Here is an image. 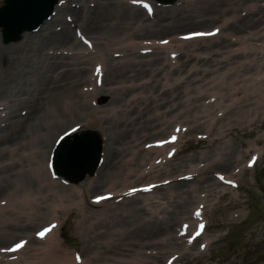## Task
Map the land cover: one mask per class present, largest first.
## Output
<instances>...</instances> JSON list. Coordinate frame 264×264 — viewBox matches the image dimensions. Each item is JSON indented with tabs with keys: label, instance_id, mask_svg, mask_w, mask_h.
<instances>
[{
	"label": "bare ground",
	"instance_id": "bare-ground-1",
	"mask_svg": "<svg viewBox=\"0 0 264 264\" xmlns=\"http://www.w3.org/2000/svg\"><path fill=\"white\" fill-rule=\"evenodd\" d=\"M74 1L80 6L78 9L74 10L69 7H64V9L69 8L74 17V21H80L81 28L86 34L91 33L94 39L98 38L101 40V48L104 52L111 45H116L120 48L115 51H123L124 49L134 51L133 48L135 47H127L128 45H126L128 42H132L131 40L133 39H154L156 38V34L164 33L166 34L165 36H170L171 34L182 33L185 31H178L182 27L192 24L206 25L208 22L216 21L228 13H231V16L228 17V19L231 18V22L229 24L227 20L226 24L223 26H226V28L231 31L232 35H235V32L239 33L245 30H251L249 32V37H259L264 28L261 27L259 30L257 28L260 23H264V4H259V2H257L260 0L251 2H257L253 4V6L244 7L246 5L244 4L243 7H241L242 9L245 8L243 10H248L245 16L236 15L234 9L237 5L246 0H184V2L181 0L182 4L180 3V7L178 8L170 9V7H167L166 10L164 9L165 11L154 12L151 21H147L148 17L146 16L145 20L143 14L133 10L125 3V0ZM87 1L92 2V5L87 6ZM185 1L193 2V6L185 5ZM58 9H62V7H58ZM53 20L60 22L58 16H56L50 21H44L43 25L39 28V30L42 29V32L31 35L33 32L26 31L29 33V35L26 36L28 37L29 43L24 44L26 45L25 47L18 48L15 44H8L5 48L0 46V102H2L0 104L6 107L8 102L15 101V104H20L22 106L20 108H26V112L22 117L15 116V119L10 121L8 125L1 130L4 133L2 135L0 134V156L7 153L11 158L9 164L18 165L21 160L23 161L21 158H25L24 160H28V163L24 165L25 167L32 164V159L36 156H42L44 144L41 142H37L32 147L27 148L24 153L22 150L26 145L36 142V140L40 138L39 128L44 124L47 117L45 111L47 107L46 102L50 101L51 94H54L56 91L62 90L67 86H79L85 83L88 80V76H90L87 67H83L84 69L74 67V65L79 66V64L83 63L80 61V57L77 59L76 57L59 56L55 53H44L45 48L54 50L56 49V45H60L61 48H64L66 52L69 53L71 48L77 45L70 34V30L66 25L67 23L65 24L61 21V28L58 31H54L52 25L49 26V22ZM198 29H200V27L188 29L186 31ZM220 36H222V34ZM220 36L215 35L210 37L217 39L214 41V46L216 45L215 48L211 47L213 44L209 45L202 43H187L184 46L176 45V49H184L183 53L185 59L179 64L182 65L185 63L187 64L186 68L188 67L187 69H183L181 75L173 76L171 71L165 70L164 66H168L166 68L168 69L170 65L166 63L159 64L161 63L159 55L152 58L151 65L146 68L133 65L129 62L131 61L129 59L125 60L123 66H118L116 63H113L111 59L106 62L104 61L105 70L111 75L110 80L116 83L115 86L111 85L109 88L104 89L105 92L112 96L114 91L119 88L133 89L136 87H142L143 92L132 94L127 100L120 101L108 109H103L102 113L99 112L98 115L95 113L99 105L93 108L95 113L93 111L92 122L89 123L98 124V133L102 134L99 130L101 129L106 136V143L103 148V163L95 173L96 175L94 177L97 176L95 182L111 181V186L118 185L119 180L129 178L122 174L124 170L123 166H126L129 170L134 165L142 166L145 155H149L150 158L153 151L158 152L161 150V148H140L138 151H130V146H136L139 138L164 134L170 122L174 120L179 121V118L184 117L183 113L186 110H182L177 114L175 119H173L172 116H167L177 107H189L191 103H196V105L200 106V103L197 104L200 95L196 93L178 101L168 98L171 96V93H174L177 97L181 91L185 90L186 94L189 92L188 89L192 90L194 84L191 85V87H189V84H186L183 89V84L188 83L189 77L192 75L198 77L197 81H202V87L204 84H207V87H205L206 95H216L219 102H225L222 104L221 108H223L222 110L226 114L225 117L229 120L228 124H244L249 119L248 115L250 113L257 112V109L260 107V101L258 98H254L253 94L264 93V76H259L257 74L261 69L262 56L261 54L259 55V53L261 52L262 44L256 45L255 43L247 42L245 39L243 40V36H241L239 38L243 43L241 47L232 49L231 51H225V55H221L224 53L221 51L222 45L227 41L225 37L219 38ZM193 40L195 39L183 42H190ZM45 45L48 46L44 47ZM197 45L203 46V51L199 52L200 54L191 53L190 51H194ZM9 47L14 48L17 53L10 52L8 50ZM216 55L220 56L216 57ZM238 55H242L244 60H239L234 64L232 59ZM25 56H29L32 60L40 57L41 60H43V64H40L36 68L34 67V63H30V61L25 59ZM193 56L196 57V61L190 64L189 60ZM135 57L136 56L130 58ZM50 59H52V62H49ZM58 65L65 66V69L58 70ZM140 65L143 66V63ZM225 66L227 68L216 75L218 69ZM178 69L179 67H173L172 71L175 72ZM159 73H162V77L166 82L161 90L160 85L156 83V81L159 80L156 78V75ZM245 73L249 75L247 76ZM144 75H146L147 78L143 79L142 82H138L140 77ZM205 75H211L213 78H208V82H206V78H204ZM35 80L38 83H36ZM123 81H126L127 84L118 85V83H122ZM197 87H195V89H197ZM98 92V88H95L94 91L88 93L78 91L76 94L84 101V97L86 96H91V100H93L94 95ZM99 94H101V91ZM65 101H67L66 98ZM139 101L143 103L146 101L148 102L143 104V106H139L141 105V103H137ZM151 101H154L155 104L153 103L154 105L152 104L147 108ZM132 103L134 104L130 107ZM158 105H160L159 108H162V110L157 108ZM138 106L141 107V109L138 110ZM133 108L138 115L128 117V113ZM150 110L154 112L146 114ZM220 120L219 118L218 121ZM184 121H187V119ZM55 134L56 137L57 133ZM214 138H218L219 140L221 135H216ZM225 145L226 144H224V146ZM20 150L21 152H19ZM12 154L16 156L12 157ZM125 154L131 157L125 159ZM221 163L222 161L219 160L208 162L204 167L198 168V171H205L207 166H220ZM6 164L8 163L0 162V188L10 189V191L4 195V197H10L8 205H11V203H18L17 205L20 206L30 204L32 202V197L29 193H26L28 190L24 191L22 195H17L20 185L18 178L23 177L20 176V169L18 168L15 171L8 172ZM169 165H171L169 161L162 165H149L150 173L146 175L154 178L159 174L167 173L173 165L175 169L178 168V163L173 162L171 166ZM187 166L191 167L190 165ZM39 167L38 165V167L32 171L35 177H40L41 174H43ZM135 175H137V178L140 176L138 172H135ZM171 176L173 175H166L164 178ZM94 177L90 176L86 178V180L91 184ZM161 179L158 178L149 182H156ZM203 182H207V180ZM212 184H215V182L212 181ZM200 186L203 188L206 187V184L200 183ZM41 187H44V185L38 179L37 189ZM177 190V194L185 192V190H180V188ZM76 191L77 190H75V193ZM189 192L191 193L190 190H187V194H189ZM54 195L58 202L66 198L63 194L54 193ZM18 196H26L24 204H19L22 202L16 200ZM0 199L3 198L1 197ZM134 203L136 202L126 201L121 202L120 205L117 204L113 207L108 206L107 208L110 209L109 212L128 217L138 210ZM33 205L34 202L32 206ZM121 205L124 206L116 209V207ZM5 206L6 203L2 206L0 205V225L9 222L12 228L22 231L26 223L21 225L17 222V218L4 217L3 210H5ZM41 206L45 207L44 205H40L38 209L41 208ZM181 211H183L184 214L186 213L185 210L181 208L175 212L165 211L163 209L159 211L153 210L151 215L147 214L148 216H140L138 220L134 221V223L131 222L128 226L122 228V230L121 227L118 230L113 229L119 236L116 238L109 237L103 240L102 246L104 249H117L120 246L142 247L144 245L160 243L161 245H166L168 249L179 248V245L177 246L178 241H172V237L175 233H171L169 228L175 218H177V220L183 218L182 214L179 216ZM28 218L29 216H26L25 221L27 222L28 220L30 223L33 217ZM54 244L56 243H49L41 247L42 249L37 250V248H34L33 251L37 252L38 255H42L44 254V250H52ZM167 251L168 250H165V252ZM139 256L140 255L137 254L131 259H128V261L122 262V264L150 263L142 259L148 257L145 254H142V258H139ZM90 259H98V257L90 256L83 258L82 261L87 263ZM105 259L109 260V258Z\"/></svg>",
	"mask_w": 264,
	"mask_h": 264
},
{
	"label": "rangeland",
	"instance_id": "rangeland-1",
	"mask_svg": "<svg viewBox=\"0 0 264 264\" xmlns=\"http://www.w3.org/2000/svg\"><path fill=\"white\" fill-rule=\"evenodd\" d=\"M63 1L64 2L61 4L63 8L58 10L56 9L54 17L58 16L59 20L63 21V15L70 14L72 16V19H74L72 13L68 11L69 9L68 8L64 9V6L66 7L74 6L72 5L75 4L74 0H63ZM0 3H2V0H0ZM188 6H193V4H190ZM172 7L176 8L178 6L176 5ZM158 8H163V7H156L154 12L159 11L157 10ZM76 9L78 8H75V10ZM132 9L142 14V11L140 9L137 8H132ZM238 9H239V5L236 6L234 12L237 13ZM151 20L152 18L148 19L147 21H151ZM56 22L57 21H51L49 26L52 25V28L55 27L57 28L58 24H56ZM73 23H76L79 26L80 30L82 31L80 21L77 22L73 21ZM213 25H221L219 19H217L216 21L208 22L206 25L192 24L189 26H185L180 28L178 31H184L187 29L198 28V27L209 28ZM69 29L71 36H73L74 41L77 44L76 47H83L76 41L74 37L73 29H71V27ZM223 32L226 34L228 30H224ZM25 35L26 34L22 36L23 37L22 40L27 38L24 37ZM85 35L93 42L91 33ZM164 35L165 34L162 33V34H156L155 36L162 37ZM21 41L18 42L17 40V41L4 43L1 41L0 38V46L5 48L7 46L6 45L7 43H14V44L18 43L19 47H21L22 46ZM211 41H214V39H211L209 42L203 39L197 40L198 43L208 42V44ZM25 42L29 43L28 40H25ZM46 46L48 45H45L44 47ZM58 46L60 45H56V47ZM101 47L102 45L96 46L98 52L104 54ZM115 47L116 46H110V49L106 50L107 57L113 58L115 59V61L124 60V56L112 57L110 55L111 53L110 50ZM8 50L10 52L17 53V51L14 48L9 47ZM201 50L202 49H199V51ZM154 55L156 54H153L152 52L147 53L144 54L143 56H137V58H139L137 60L142 62H147V60H150L152 57H154ZM160 55L162 57L165 56L163 52H161ZM25 59L30 61V63L37 64L38 66V63L35 61H31L32 59L30 57L25 56ZM150 63L151 62H147L146 64H144L145 68L147 66H150ZM139 65L140 64H138V66ZM107 77L108 74L104 76L105 81L107 80ZM110 85L111 83L107 81V84L103 85L100 89L107 88ZM79 90H80V85L67 86L64 89L56 91L54 94H51L50 101L46 102L47 107L45 111L47 113V119L50 126L46 127L44 124L39 128L40 135L42 137L48 138V140L44 141V144H46L45 146L46 149L55 133L61 131L65 127L75 124H80L85 119L88 120L89 118H91L90 112L93 107L87 102L86 99L85 102L80 99L79 95L76 94ZM128 94L129 92L127 90H123V91L117 90L113 93V99L111 98V95L101 94L99 97L95 95L97 97L95 101L97 104L100 105L102 104L115 105L120 101L122 102L123 97L127 96ZM183 94L184 92H182L180 95L183 96ZM66 97H70L71 99V102L67 101L68 102L67 105L65 104ZM147 102L148 101H146L144 104H146ZM152 104H153L152 102H149L147 108H149L150 105ZM260 106H262L261 109L264 110V103L261 104ZM19 107L20 105L16 108L15 112L13 111L11 117L9 118V121L12 120L14 113L15 114L18 113ZM176 112L177 111L174 110L170 114L174 115L176 114ZM131 115L136 116L137 114L136 112H132ZM90 128H97V126L96 124L94 125L90 124ZM199 129L201 130L202 128L200 127ZM199 129H195V130H199ZM170 130L171 128H169V131ZM195 130L191 132L189 131L186 134L185 139L190 138V140L179 142L178 152L173 157L174 160H171V162L178 163V165L180 166L185 164L187 165V163L195 164L194 162H196L199 159L201 163L206 162L208 160H212L213 158H218L221 161L224 160V162L221 163L220 166L213 165V167L205 170L204 172L198 175H195V178H192L191 180H186V182L180 180V182L177 181L165 185L160 190H157V194L151 192V194H149L147 199L145 200L132 198L134 199V201L136 200V203H134V205L138 208V210L135 213H132L128 217L116 215L112 212L107 213L108 211L106 210L107 208L106 206H104V203L103 204L101 203L99 205H90L85 200V204H82L80 206V209L86 215V219H87L86 222L92 221L97 217V219L94 220V224H92L91 226H87L86 223H82L83 221L80 217L78 210L73 206L74 204L72 203L73 202L72 197H74L75 195L74 192H72L67 186H64L59 183L52 185L51 188L53 190L57 192L67 193L69 195L68 197L69 204L64 208L63 217H66V220L63 224V228L65 230L64 233L65 236L74 237V239L72 240H68V241L67 239L63 240L61 228L59 229V231L55 233L54 237H56L60 243L59 246L60 248L55 253V256H58L60 260L57 262L66 263L67 261L64 258V255H68L71 260L70 252L72 250H78L80 251L81 254H85V255H91V254L93 255L95 253L98 255V257H101V254H103V252L105 251H103L104 249L99 246L98 244L99 241L103 239H107L109 237L119 236V234L118 235L112 234L113 227L124 228L128 226L131 222L134 223V221L138 220L140 216H143L145 214V211L147 212V214H151L150 212H152L153 208H156V206L149 203L152 200L156 199L158 207L165 206L168 208V210L172 212H175L181 208L185 210L188 216L192 212L195 206H199L201 203L205 205L204 217L207 223V228L204 236L198 239L195 244H192L190 246L186 245L185 247H182V249H178L181 250V253L178 250H177L178 252H175V254L180 253V255L171 264H264V113L263 115L256 114L251 121H248L244 125L243 130L245 131L239 128H234L225 131L223 139L226 140L227 143L231 144V146L229 147V149L225 154H224V150L218 145V143L210 141L211 137H207L205 138V140L196 143L193 138L194 136L193 132ZM50 131L51 132L54 131V134H50ZM169 131L165 132L163 135H165ZM163 135H159L156 137H161ZM156 137L152 136L148 138L153 139ZM148 138L139 139L137 141L138 144L132 148L135 147L141 148L143 141L148 140ZM253 151L258 153V159L254 167L252 169L241 168V170H239V168L237 167L242 165L243 161L245 162V159H247L249 154L252 153ZM43 156L41 157V161L43 160ZM240 156L241 158H239ZM127 157H130V155L125 154L124 158ZM4 158H7V156H4ZM237 158H239V160ZM235 165H236V169H235L236 171H232L231 168ZM17 167L18 166H16L15 168ZM138 167L139 166H133L132 168L134 169ZM184 169H187V166H185ZM214 171H221L222 173L231 172L234 175V178L237 180L238 186L233 188L226 185L218 184V182L215 180V177H213ZM24 174L27 173L25 172ZM169 174H172V170L169 171ZM132 177H136V176H132ZM132 179L133 178L129 180L127 179L126 183L122 184L121 186L136 184V183L128 184ZM211 179L215 182V184L211 186V189L209 191H206V187L202 188L200 186V183H203L204 185L212 184ZM146 180L147 178L145 177L139 180L137 183H141ZM204 180H207V182H203ZM83 183L84 182H80L77 184V186L80 187L83 185ZM98 184L99 183L94 182L93 185H98ZM28 186L32 188L33 181H28ZM108 188L109 186L105 184V186L97 189L95 193H99L101 191L107 190ZM177 188H181L183 190H190L191 193L189 192V195H187V192L186 194L182 193L178 195H173L172 198H167V199L158 198L160 195L163 196L164 193H173ZM4 191L0 192V194L3 193ZM87 195L90 194L88 193ZM138 200L140 201V203H137ZM127 201L133 202V200L130 199H128ZM199 201L202 202L199 203ZM144 203L147 204L144 205ZM115 204L118 203H113L110 205H115ZM118 205H120V203ZM142 205L146 206L145 211L142 209ZM122 206L124 205L116 207V209ZM40 211L42 212L44 210H40ZM181 214L182 215L184 214L183 211H181L179 216H181ZM57 215H62V213H60L59 211V213H56V216ZM247 217H249L248 220L245 223L241 224L240 222ZM176 224H177V218H175L174 221L170 224L169 229L173 230V227L176 228L177 227ZM29 229H32V227H29ZM7 230H9V227H7ZM97 232L100 233H98V235L95 236L94 241H91L90 235ZM21 235H23V232H21L20 236ZM20 236L16 235L14 237H11L8 240V242L6 241V243H9L13 239ZM3 237L4 236L0 235V241ZM206 239L207 241H209V243L206 241ZM180 240L181 241L179 242L181 243L184 242L183 239ZM202 241H206L207 244L204 246ZM228 242H229V248L226 247ZM2 244L3 243H0V245ZM95 245H97L98 247ZM199 246H203L202 248L204 249H199L198 248ZM122 247L123 246H120V248ZM127 248L129 250L128 249L119 250L113 253L110 252L111 250L109 249L106 251L105 254L106 256H109L112 259H114V261L112 262V264H114L115 261L118 262V260H122L123 258H126L123 256L130 255L131 251L134 253L133 249L141 253L152 250L154 251V254H149L147 260L149 262H152L153 264H160L164 258L160 257L162 254L159 253V251L168 250L165 246L163 245L157 246L156 244L144 245L142 247H139V249H137V247L135 246H130ZM171 249L173 250L175 248H170V251L166 252L164 254V257H166L171 253H174L171 251ZM31 252H32L31 248L28 247L25 251H23V253L19 255L18 259H15L17 260L16 264H26L24 260L30 257ZM33 264H40V263L35 262ZM94 264H110V263L97 260L94 261Z\"/></svg>",
	"mask_w": 264,
	"mask_h": 264
},
{
	"label": "water",
	"instance_id": "water-1",
	"mask_svg": "<svg viewBox=\"0 0 264 264\" xmlns=\"http://www.w3.org/2000/svg\"><path fill=\"white\" fill-rule=\"evenodd\" d=\"M26 1H32V0H25L21 5L18 6L15 14L8 13V10L11 7V3L9 2L4 6L3 10H0V24L3 25L2 31L4 33L5 38L14 37L17 33L18 30L17 28L18 27L21 28L22 26H24L21 25V23L25 21V12L23 11V7L26 5ZM35 1L41 2L43 0H35ZM49 6L47 9L43 10V13L47 12ZM32 23L33 22H31L30 25ZM26 26H29V23H25V27ZM82 136L83 134L77 136V140H79L80 146L85 145L84 148L80 149V155L82 157V160H84L85 154L91 157L90 161L87 163L86 166L87 167L86 170H90V168L93 166L94 160L97 155V145L96 142L94 141L91 145L89 152H87L90 143L86 141V139H83Z\"/></svg>",
	"mask_w": 264,
	"mask_h": 264
},
{
	"label": "snow or ice",
	"instance_id": "snow-or-ice-1",
	"mask_svg": "<svg viewBox=\"0 0 264 264\" xmlns=\"http://www.w3.org/2000/svg\"><path fill=\"white\" fill-rule=\"evenodd\" d=\"M134 2H136V0H134ZM145 7L148 8V5H145ZM149 11H150V9H149ZM195 35H211V33H207V34L206 33H197ZM97 71H99V69H97ZM174 139H175V137H173V140ZM103 198L104 197H101L100 199H103ZM197 215H199V212H197ZM54 227H55V225H52V228H54ZM200 227L202 229L203 228V225H201ZM49 231H51V228H45L44 231L38 233V235L41 236V237H43ZM197 235H199V232H197ZM23 246H24V242H21V243L16 244L15 248H13V249H7V250L8 251H15V250H18V249L22 248ZM78 259H79V257H78Z\"/></svg>",
	"mask_w": 264,
	"mask_h": 264
}]
</instances>
